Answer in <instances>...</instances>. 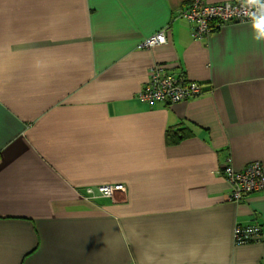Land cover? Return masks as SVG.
Wrapping results in <instances>:
<instances>
[{
    "label": "crops",
    "instance_id": "crops-1",
    "mask_svg": "<svg viewBox=\"0 0 264 264\" xmlns=\"http://www.w3.org/2000/svg\"><path fill=\"white\" fill-rule=\"evenodd\" d=\"M190 1L0 0V264H264V191L233 201L221 174L264 163V39L194 38ZM154 64L203 92L140 100Z\"/></svg>",
    "mask_w": 264,
    "mask_h": 264
},
{
    "label": "built area",
    "instance_id": "built-area-1",
    "mask_svg": "<svg viewBox=\"0 0 264 264\" xmlns=\"http://www.w3.org/2000/svg\"><path fill=\"white\" fill-rule=\"evenodd\" d=\"M264 0H230L220 3H210L206 0H191L181 11V17L192 23L194 38H201L226 23L253 21L261 16ZM167 42V28H162L147 37L140 47L153 48ZM147 84L139 91L142 101H163L178 103L196 97L203 92V85L196 80L188 79L184 73L178 74L167 70L159 64H154L149 73ZM221 174L231 185L230 199L240 202L249 194L264 191V163L253 161L242 169L226 165ZM126 191L123 183L103 184L97 188H86L87 198L107 197L116 199ZM263 227L259 224L237 225L235 240L237 243H247L260 240Z\"/></svg>",
    "mask_w": 264,
    "mask_h": 264
},
{
    "label": "clouds",
    "instance_id": "clouds-1",
    "mask_svg": "<svg viewBox=\"0 0 264 264\" xmlns=\"http://www.w3.org/2000/svg\"><path fill=\"white\" fill-rule=\"evenodd\" d=\"M254 27L257 31L256 39H264V16H260L256 18V22L254 23Z\"/></svg>",
    "mask_w": 264,
    "mask_h": 264
},
{
    "label": "trees",
    "instance_id": "trees-1",
    "mask_svg": "<svg viewBox=\"0 0 264 264\" xmlns=\"http://www.w3.org/2000/svg\"><path fill=\"white\" fill-rule=\"evenodd\" d=\"M183 137H185V132L183 131V129H178V131H176V135H172L169 140L171 141L173 139L178 140V138H183Z\"/></svg>",
    "mask_w": 264,
    "mask_h": 264
},
{
    "label": "rangeland",
    "instance_id": "rangeland-1",
    "mask_svg": "<svg viewBox=\"0 0 264 264\" xmlns=\"http://www.w3.org/2000/svg\"><path fill=\"white\" fill-rule=\"evenodd\" d=\"M150 69H151V68H150ZM148 77H149V76H148ZM148 79H149V78H148ZM147 82H148V81H147ZM147 82H146V84H147ZM146 84H145V85H146ZM145 85H144V86H145ZM144 86H143V87H144ZM143 87H142V88H143Z\"/></svg>",
    "mask_w": 264,
    "mask_h": 264
},
{
    "label": "bare ground",
    "instance_id": "bare-ground-1",
    "mask_svg": "<svg viewBox=\"0 0 264 264\" xmlns=\"http://www.w3.org/2000/svg\"><path fill=\"white\" fill-rule=\"evenodd\" d=\"M191 80V79H190Z\"/></svg>",
    "mask_w": 264,
    "mask_h": 264
}]
</instances>
